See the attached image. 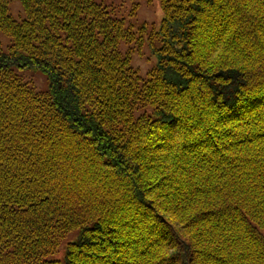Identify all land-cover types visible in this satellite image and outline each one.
<instances>
[{
	"label": "trees",
	"instance_id": "16d2710c",
	"mask_svg": "<svg viewBox=\"0 0 264 264\" xmlns=\"http://www.w3.org/2000/svg\"><path fill=\"white\" fill-rule=\"evenodd\" d=\"M19 1L0 0V264H264V0H160L137 25Z\"/></svg>",
	"mask_w": 264,
	"mask_h": 264
},
{
	"label": "rangeland",
	"instance_id": "374dc122",
	"mask_svg": "<svg viewBox=\"0 0 264 264\" xmlns=\"http://www.w3.org/2000/svg\"><path fill=\"white\" fill-rule=\"evenodd\" d=\"M112 8L115 14L124 15L128 21H132L134 24H140V22L158 23L162 16V8L160 0H96ZM135 6L134 12L130 13V10ZM9 13L14 17L19 18L24 16V10L19 0H10ZM129 13L131 15H129ZM10 38L0 31V49L6 51ZM121 48L124 50L126 45L121 43ZM11 51V50H9ZM152 46L148 43L147 39L142 44L141 50L135 49L132 54V63L139 69L141 74H145L152 63L155 61L154 55L151 54ZM17 72L22 74L23 78L33 84L37 89L44 90L48 87V80L46 74L34 68L17 69ZM27 70V71H26ZM63 255V246L60 247L53 258H60Z\"/></svg>",
	"mask_w": 264,
	"mask_h": 264
},
{
	"label": "bare ground",
	"instance_id": "6f19581e",
	"mask_svg": "<svg viewBox=\"0 0 264 264\" xmlns=\"http://www.w3.org/2000/svg\"><path fill=\"white\" fill-rule=\"evenodd\" d=\"M99 4H100V3H99ZM39 44H42V43H39ZM40 46L42 47V45H40ZM7 51H8V50H7ZM14 52H15V51H14ZM13 54H14V53H13ZM12 57H13V55H12ZM15 66H16V65H15ZM17 69H18V68H17ZM27 69L29 70V68H27ZM20 70H21V69H20ZM21 71H22V70H21ZM26 71H27V70H26ZM24 72H25V69H24ZM146 108H148V107H146ZM146 108H144V110H145ZM148 109H149V108H148ZM137 111H138V110H137ZM78 146L81 147L82 144H81V146L78 144ZM83 146H84V145H83ZM83 146H82V148H83ZM84 148H85V147H84ZM246 190H247V189H246ZM244 191H245V190H244ZM242 192H243V191H242ZM245 193H246V192H245ZM242 194H244V192H243ZM244 195H245V194H244ZM244 195H240V196H244ZM247 196H249V193H248L247 195H245V197H247ZM245 197H244V198H245ZM242 198H243V197H242ZM242 198H241V199H242ZM244 198H243V199H244ZM236 204H237V203H235V205H236ZM239 204H240V202H239ZM233 205H234V204H233ZM241 205H242V203L240 204V206L238 205L239 208H240V207L243 208V206H241ZM229 206H230V205H229ZM238 206H237V207H238ZM231 207H232V206H231ZM231 207H230V210H231ZM244 207H245V206H244ZM204 209H205V208H204ZM204 209H203V210H204ZM234 209H235V208H234ZM204 211H205V210H204ZM229 212H230V211H229ZM231 212H232V211H231ZM226 214H227V213H226ZM231 215H232V214H230V216H231ZM109 216H110V217H112V216L115 217L114 214H113V215H112V214H111V215L109 214ZM225 216H226V215H225ZM225 216H224V217H225ZM230 216H228V217L230 218ZM232 216H233V215H232ZM232 216H231V217H232ZM103 217H106V218H107V216H105V215H104ZM110 217H108L107 219H109ZM115 218H116V217H115ZM103 219H105V218H103ZM107 219H106V220H107ZM111 219L113 220V218H111ZM111 219H109V222H108V223H112V222H110V221H112ZM225 219H226V218H225ZM84 220H85V219H84ZM114 220H115V219H114ZM114 220H113V221H114ZM103 221L105 222V220H103ZM103 221H101L100 223H102ZM114 223H116V220H115ZM102 224H103V223H102ZM105 224H106V222H105ZM105 224H104V225H105ZM104 225H102V226L104 227ZM116 225H117V224H116ZM100 226H101V224H100ZM111 226H113V224H111ZM87 227H88V226H87ZM114 227H115V225H114ZM117 227H118V226H117ZM117 227H116V228H117ZM104 228H105V227H104ZM110 228H111V227H110ZM93 229H94V226H93ZM96 229H97V228H96ZM106 229H107V228H106ZM118 230H119V227H118ZM88 231H89V230H88ZM90 231H93V230L91 229ZM107 231H108V230H107ZM111 231H113V230H110L109 233H110ZM97 232H98V231H97ZM114 232H117V231H113V233H114ZM89 233H90V232H89ZM100 233H101V232H100ZM113 233H112V234H113ZM118 233H120V230H119ZM48 234H49V233H48ZM106 234H108V233L106 232ZM110 234H111V233H110ZM110 234H109V235H110ZM114 234H115V233H114ZM116 234H117V233H116ZM116 234H115V235H116ZM53 235H55V234L53 233ZM104 235H105V234H104ZM109 235H108V236H109ZM115 235H114V236H115ZM48 236H50V235H48ZM97 236H98V235H97ZM116 236H117V235H116ZM56 237H57V235H56ZM104 237H105V236H104ZM104 237H103V238H104ZM117 237H118V236H117ZM54 238H55V237H54ZM54 238H53V240H54ZM111 238H112V236H111ZM53 240H52V243H53ZM69 240H70V239H69ZM56 243H57V242H56ZM91 244H92V243H91ZM96 244H97V243H96ZM101 245H102V244H101ZM53 246H54V244H53ZM91 246H92V245H91ZM93 246H95V245H93ZM93 246H92V247H93ZM96 248H97V247H96ZM118 248H119V244H118ZM14 250H15V249H14ZM16 250H17V249H16ZM65 250H66V249H65ZM93 250H95V249H93ZM203 251H205V250H203ZM64 253H65V252H64ZM20 255H21V254H20ZM23 255H24V254H23ZM25 255H26V254H25ZM63 255H65V254H63ZM63 255H62V256H63ZM18 256H19V255H18ZM21 256H22V255H21ZM21 256H20V257H21ZM50 256H51V255H50ZM17 259H18V257H17ZM22 259H23V258H22ZM22 259H21V260H22ZM46 259H48V258H46ZM61 259H62V258H61ZM26 260H27V259H26ZM49 260H50V259H49ZM52 260H53V259H52ZM28 261H29V260H28ZM36 261H37V260H36ZM29 262H30V261H29ZM40 262H41V261H40ZM47 262H48V261H47ZM52 262H53V261H52ZM52 262H51V263H52ZM24 263H25V262H24ZM24 263H23V264H24ZM33 263H34V262H33ZM36 263H37V262H36ZM48 263H49V262H48ZM51 263H49V264H51ZM104 263H105V262H104ZM19 264H20V263H19ZM31 264H32V263H31ZM52 264H53V263H52ZM54 264H57V261L54 262ZM61 264H62V262H61Z\"/></svg>",
	"mask_w": 264,
	"mask_h": 264
}]
</instances>
